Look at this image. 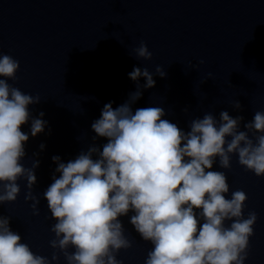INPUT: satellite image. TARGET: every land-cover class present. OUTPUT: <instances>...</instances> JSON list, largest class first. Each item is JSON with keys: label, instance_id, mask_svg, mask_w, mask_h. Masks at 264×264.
I'll use <instances>...</instances> for the list:
<instances>
[{"label": "water", "instance_id": "1", "mask_svg": "<svg viewBox=\"0 0 264 264\" xmlns=\"http://www.w3.org/2000/svg\"><path fill=\"white\" fill-rule=\"evenodd\" d=\"M141 41L152 53L150 61L132 56ZM0 54L19 61L17 79L8 83L38 94L31 111L43 112L48 122L44 133L29 138L23 161L30 167L39 160L32 188L40 198L39 215L25 202L23 180L17 200L0 205V215L11 218V229L34 253L49 259L54 221L42 193L52 182V157L67 162L86 150L103 106L113 102L115 108L136 90L128 78L134 67L154 72L159 66L166 76H154L155 87L143 90L133 110L161 105L165 118L185 130L189 120L206 112L218 117L222 110L243 116V130L264 110V0H0ZM236 101L239 111L232 108ZM226 175L230 193L247 195L244 216H258L246 264H264V178L245 171L235 155ZM123 223L132 247L118 259L143 264L151 246L126 217ZM57 254L58 264H65Z\"/></svg>", "mask_w": 264, "mask_h": 264}, {"label": "clouds", "instance_id": "2", "mask_svg": "<svg viewBox=\"0 0 264 264\" xmlns=\"http://www.w3.org/2000/svg\"><path fill=\"white\" fill-rule=\"evenodd\" d=\"M132 56L152 59L143 41ZM18 71V60L0 54V205L17 200L23 180L25 202L39 215L40 198L32 192L39 160L30 167L23 161L29 138L44 133L48 122L43 112L31 111L41 100L38 94L8 83ZM154 76L165 78L166 72L134 67L128 78L136 90L115 108L113 102L103 106L86 150L67 162L52 157V182L42 193L54 221L51 258L34 253L11 229V218L0 215V264H58L57 252L65 264H123L119 253L132 247L125 217L151 246L143 264H246L258 216H244L247 195L230 193L226 172L235 155L245 171L264 178V110L243 123V130V116L227 110L193 118L185 130L165 118L161 105L133 110L143 90L155 87ZM232 108L239 111V101ZM101 139L106 142L97 144ZM39 147L43 151L45 145Z\"/></svg>", "mask_w": 264, "mask_h": 264}]
</instances>
